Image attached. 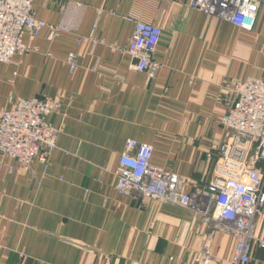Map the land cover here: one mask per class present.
Listing matches in <instances>:
<instances>
[{
    "label": "crops",
    "instance_id": "crops-1",
    "mask_svg": "<svg viewBox=\"0 0 264 264\" xmlns=\"http://www.w3.org/2000/svg\"><path fill=\"white\" fill-rule=\"evenodd\" d=\"M33 13L76 31L26 37L30 51L0 63V112L19 99L61 105L47 118L58 130L47 164L0 156V264H192L208 229L182 207L120 196L119 158L133 139L151 145L152 164L187 192L210 183L217 156L208 153L229 135L220 119L235 84L264 81V7L249 32L191 0H35ZM136 23L162 31L151 79L125 53ZM255 236L264 240V206ZM209 245L210 264H230V236ZM247 264H264L263 246L253 245Z\"/></svg>",
    "mask_w": 264,
    "mask_h": 264
},
{
    "label": "built area",
    "instance_id": "built-area-1",
    "mask_svg": "<svg viewBox=\"0 0 264 264\" xmlns=\"http://www.w3.org/2000/svg\"><path fill=\"white\" fill-rule=\"evenodd\" d=\"M35 0H0V63L25 55L33 39L47 30L50 37L76 31L67 25H51L35 18ZM191 6L228 24L252 31L264 0H191ZM161 29L136 23L125 53L136 60L134 69L154 78L159 65L152 55L161 39ZM81 42V41H80ZM65 65L79 69L77 56L69 53ZM236 100L220 119L229 131L227 139L213 145L208 157L217 156L210 183L192 193L178 175L152 164L153 147L133 139L125 141L116 172L120 196L139 199L142 204L158 201L182 207L208 229V241L192 264H210L213 254L209 238L223 233L234 240L230 264H247L253 245L264 247L255 236V219L264 206V81L248 78L235 84ZM56 99H19L0 112V156L28 167L35 159L48 163L56 148L58 130L48 122L60 113Z\"/></svg>",
    "mask_w": 264,
    "mask_h": 264
},
{
    "label": "rangeland",
    "instance_id": "rangeland-1",
    "mask_svg": "<svg viewBox=\"0 0 264 264\" xmlns=\"http://www.w3.org/2000/svg\"><path fill=\"white\" fill-rule=\"evenodd\" d=\"M259 52H260V54H261V50H260Z\"/></svg>",
    "mask_w": 264,
    "mask_h": 264
}]
</instances>
